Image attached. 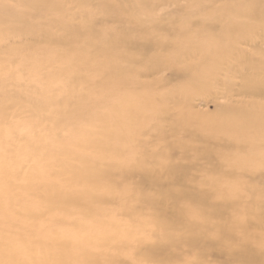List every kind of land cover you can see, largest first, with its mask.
Wrapping results in <instances>:
<instances>
[{
  "label": "rangeland",
  "instance_id": "374dc122",
  "mask_svg": "<svg viewBox=\"0 0 264 264\" xmlns=\"http://www.w3.org/2000/svg\"><path fill=\"white\" fill-rule=\"evenodd\" d=\"M253 8L264 0H0V264L264 260V96L244 93L264 75ZM230 22L255 31L243 60L194 80ZM193 225L208 238L196 247Z\"/></svg>",
  "mask_w": 264,
  "mask_h": 264
},
{
  "label": "bare ground",
  "instance_id": "6f19581e",
  "mask_svg": "<svg viewBox=\"0 0 264 264\" xmlns=\"http://www.w3.org/2000/svg\"><path fill=\"white\" fill-rule=\"evenodd\" d=\"M250 15L256 19H264V14L263 13H259V11H257L255 8H253L251 10ZM87 27H91L90 24L87 25ZM253 26L242 22V23H234V22H230L224 25V33H220L221 35H217L215 36L214 34H210L209 35V42L208 44L210 45V48L206 49L207 54L206 56L202 59L201 61V65H200V70L198 71V75L195 76L196 78H194V80L197 81L201 80L202 78H204L206 75H208L209 73H214L218 68H223V69H233L235 67V64L238 63L237 59L240 58V60L242 61V53L241 50H239L237 48V45H239L240 43L246 42L248 41V39L251 37V34H248V32L250 31V33L255 32L254 29H252ZM209 29H214L215 28V24H213V22H210V25L208 27ZM63 30L66 34H69L71 32L73 33H77V29L66 25L65 27H63ZM258 73V71H257ZM263 73V72H262ZM255 81V83L252 85V87L250 89H247L246 91H244V93H248V92H252V94H260L264 96V75H262ZM216 75L213 74L210 77V80L213 79V77ZM244 80H246L248 78V76L244 75L243 76ZM258 83V86H257ZM251 110V109H250ZM252 111V110H251ZM252 113H254L252 111ZM246 115H249L246 113ZM250 116V115H249ZM246 117V116H245ZM247 118V117H246ZM257 119H258V124H262L263 123V118L262 116L257 115ZM249 120L251 121L250 118H247V121L249 122ZM211 128L208 126L207 122H199L198 123V130L202 131L205 128H209L207 130H213V129H223L221 127H219L217 124L215 123H211ZM249 126H252L251 124H249ZM233 127V125L230 123V128ZM101 128V127H100ZM110 131L106 130L103 131L101 129L100 135L103 136H107L108 133ZM243 132H246V130H244ZM85 145H89L91 147H100L99 145V140L97 138H92L90 136V134L85 133V138L83 139ZM76 147H80V145H78L77 143H71V148H76ZM198 155L203 157V159L209 160V157L212 156V153L210 150H203V151H198ZM82 162H85V160H82ZM84 167L88 168V166L85 164ZM214 167V166H213ZM70 172H74L71 169L67 168ZM167 170V173L172 175V171L171 169H167V167L165 168ZM181 169V168H180ZM182 172H184L183 169H181ZM177 173L181 174L180 170H175ZM146 172H150L149 170H147ZM101 176L104 175V173H99ZM89 171H79V172H75L73 173L74 178H78L81 180H86L87 184L92 185V181L89 179ZM185 172H184V177H185ZM149 179L152 182H156V179L152 176L149 177ZM167 195L168 196H176L175 193H171L170 190H167ZM179 193H183L186 195V197L192 198V199H197L200 200L201 202L207 204L208 201L206 200V197L201 194H196L192 191L189 190H180L177 192ZM176 193V194H177ZM226 196H224L223 198H225ZM221 199V202L216 203L213 206V209L216 207H222L221 205H225V203L227 202L228 199ZM159 210L162 211V209L159 207ZM207 213L206 212H200V217L202 219L206 218ZM190 223V222H189ZM191 224V223H190ZM184 225H189L187 223H185ZM220 225H216V227H219ZM186 228V227H185ZM202 228V227H200ZM199 228V229H200ZM187 231L188 233H186V237H185V243L186 244H190V245H194L196 247V243H200V242H207L208 238H204L203 235H201V233H199L197 227L195 225H193L192 227H187ZM219 232H222L221 230H219ZM222 234V233H219ZM210 240V239H209ZM201 245V244H200ZM177 244L174 245V247H176ZM170 246H168L166 243H163L160 247V252L166 253V254H161V256H159V258L162 259H166V260H170L171 258L175 257L174 253L176 251V248H169ZM247 249L250 254H252L253 256H259L257 255V253L252 252ZM242 253V248L239 249L237 251V249H232L231 252L233 253V255L237 254L238 252ZM148 257H157L156 251L151 252V256L146 254ZM242 255H245L244 253ZM264 256V252L262 254ZM260 264H264V260L261 259L260 260Z\"/></svg>",
  "mask_w": 264,
  "mask_h": 264
}]
</instances>
